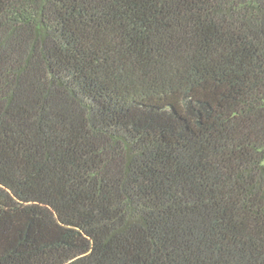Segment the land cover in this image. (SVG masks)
I'll list each match as a JSON object with an SVG mask.
<instances>
[{
    "label": "trees",
    "instance_id": "trees-1",
    "mask_svg": "<svg viewBox=\"0 0 264 264\" xmlns=\"http://www.w3.org/2000/svg\"><path fill=\"white\" fill-rule=\"evenodd\" d=\"M0 264H264V0H0Z\"/></svg>",
    "mask_w": 264,
    "mask_h": 264
}]
</instances>
